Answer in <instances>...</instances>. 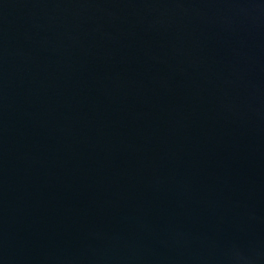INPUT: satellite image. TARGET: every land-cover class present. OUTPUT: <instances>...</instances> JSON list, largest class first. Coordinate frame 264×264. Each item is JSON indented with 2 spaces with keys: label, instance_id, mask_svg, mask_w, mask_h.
Masks as SVG:
<instances>
[{
  "label": "water",
  "instance_id": "water-1",
  "mask_svg": "<svg viewBox=\"0 0 264 264\" xmlns=\"http://www.w3.org/2000/svg\"><path fill=\"white\" fill-rule=\"evenodd\" d=\"M0 264H264V0H0Z\"/></svg>",
  "mask_w": 264,
  "mask_h": 264
}]
</instances>
